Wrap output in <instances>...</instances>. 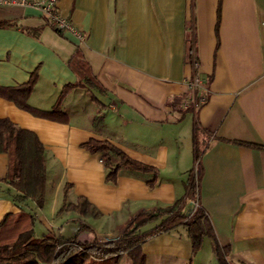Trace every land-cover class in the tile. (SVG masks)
<instances>
[{"label":"crops","instance_id":"1","mask_svg":"<svg viewBox=\"0 0 264 264\" xmlns=\"http://www.w3.org/2000/svg\"><path fill=\"white\" fill-rule=\"evenodd\" d=\"M57 5L83 39L56 31L34 6L0 4V22L11 23L0 27V117L37 135L46 169L43 205L16 201L5 179L8 156L0 153V223L24 210L38 237L115 238L137 214L183 197L193 170L226 263L264 264V0ZM76 51L101 90L68 88L78 78L68 63ZM32 74L27 103L51 110L66 88L62 113L40 116L7 98L5 88ZM91 139L111 142L156 172L121 165L115 182L106 181V156L84 147ZM80 197L97 216L65 207ZM214 244L205 237L193 253L179 226L146 238L141 252L145 264H219Z\"/></svg>","mask_w":264,"mask_h":264},{"label":"trees","instance_id":"2","mask_svg":"<svg viewBox=\"0 0 264 264\" xmlns=\"http://www.w3.org/2000/svg\"><path fill=\"white\" fill-rule=\"evenodd\" d=\"M10 25L9 22H0V27ZM68 63L78 76L74 83L67 85L68 88L80 85L101 90L96 77L89 70L88 63L78 51L70 56ZM34 82L35 76L32 74L27 83L5 88V95L8 99L15 101L20 108L33 114L55 117L56 114L62 113L61 99L67 89L62 90L51 110L42 111L27 103ZM94 125L97 126V124ZM84 147L90 152H101L106 156L103 161L106 167V181L115 182L121 165L141 171L156 172L152 166L135 161L109 141L91 139L84 143ZM43 149L42 143L33 131L19 128L10 119L0 117V153H6L8 156L5 179L16 190L13 195L14 200L30 198L37 207L43 205L46 181ZM200 153L196 146L193 157L196 161ZM197 173L190 171L189 178L184 184L183 197L157 211L137 214L126 225L122 234L106 241H99L94 237L80 239L77 235L66 238L54 233L38 237L32 231L33 214L22 210L10 221H7L6 216L0 223L2 230L0 264H120L123 256L130 264H145V255L141 252V244L145 239L179 226L185 228L193 253L201 247L205 237H210L215 242L214 250L218 263L228 264L225 260L227 247L218 244L212 225L209 224V218L197 198L199 193V174ZM154 180L149 181L150 185H153ZM190 198L196 199L197 205L186 213L183 211L185 202ZM65 207L76 210L82 216L98 214L97 210L83 197ZM145 225L150 226L146 228ZM85 228V225L81 226V229L85 230Z\"/></svg>","mask_w":264,"mask_h":264},{"label":"built area","instance_id":"3","mask_svg":"<svg viewBox=\"0 0 264 264\" xmlns=\"http://www.w3.org/2000/svg\"><path fill=\"white\" fill-rule=\"evenodd\" d=\"M0 4H20V5H30L38 8L44 19H46L49 23H51L58 31L61 32H69L78 39L84 38V33L82 30H79L75 27V25L67 18L65 15L61 14L58 8V0H0ZM198 81L192 83L193 89L197 86ZM204 96L194 97L193 102L195 106L204 101ZM197 205V200L190 198L186 202V206L184 208V212H188L193 210Z\"/></svg>","mask_w":264,"mask_h":264},{"label":"rangeland","instance_id":"4","mask_svg":"<svg viewBox=\"0 0 264 264\" xmlns=\"http://www.w3.org/2000/svg\"><path fill=\"white\" fill-rule=\"evenodd\" d=\"M85 233H86V229L84 230V236H85ZM79 235L83 236V234H79ZM79 238H82V237L79 236ZM89 238H93V237H89ZM94 238H96L99 241H106V240L112 239V238H103V237H94ZM120 264H128V261L126 263L125 259H123L122 257L120 260Z\"/></svg>","mask_w":264,"mask_h":264}]
</instances>
